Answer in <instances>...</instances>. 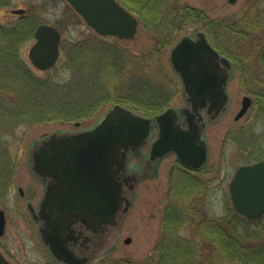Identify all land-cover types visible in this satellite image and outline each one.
<instances>
[{
	"label": "trees",
	"instance_id": "16d2710c",
	"mask_svg": "<svg viewBox=\"0 0 264 264\" xmlns=\"http://www.w3.org/2000/svg\"><path fill=\"white\" fill-rule=\"evenodd\" d=\"M119 1L138 15L151 35L154 55H161L187 25H199L215 47L233 60L245 93L254 97L259 120H264V0H249L236 14L215 20L180 0ZM8 5V0H0V7ZM35 23L30 13L10 24L0 23V196L7 193L16 171L8 137L15 136L21 126L82 123L114 103L158 114L177 93L166 92L164 84L153 81L147 72L148 56L133 55L119 38L107 42L110 37L94 31L83 40L62 44L65 58L61 66L55 65L56 73H35L21 53L34 39ZM59 25L63 27L62 22ZM157 61L164 72L163 60ZM60 67L69 70L63 78ZM245 134L232 130L230 135L246 147L247 161L262 159L264 138L258 141V152L250 151ZM180 166L179 176L171 178V198L150 255L143 262L106 255L98 264H264V215L244 216L233 206L231 196L223 215H207L202 203L205 181L196 176L197 170ZM184 229L190 234H184Z\"/></svg>",
	"mask_w": 264,
	"mask_h": 264
},
{
	"label": "water",
	"instance_id": "95a60500",
	"mask_svg": "<svg viewBox=\"0 0 264 264\" xmlns=\"http://www.w3.org/2000/svg\"><path fill=\"white\" fill-rule=\"evenodd\" d=\"M68 1L102 36L131 39L138 31L139 18L118 0ZM25 10L15 11L23 14ZM193 31L184 34L169 55L183 83L186 106H170L149 116L116 103L90 128L59 130L33 143L29 166L46 182V190L40 209H32V217L41 222L40 237L57 261L88 264L90 257L86 253L78 255L70 245L84 240L101 241L120 215L129 212L133 202L124 192L125 185L136 190L139 179L128 172V157L149 142L155 129L158 136L151 145L149 160L175 153L181 163L193 169L208 162L203 109L210 121L219 119L228 109V83L234 64L211 43L204 30L195 27ZM34 32L35 41L29 50L31 63L48 70L61 55L62 32L51 23L39 24ZM252 103L250 94L243 96L236 120ZM233 176L228 187L234 207L250 218L262 216L264 158L242 164ZM5 231V212L0 210V235ZM131 240L126 238L127 243ZM0 264L14 263L0 250Z\"/></svg>",
	"mask_w": 264,
	"mask_h": 264
},
{
	"label": "rangeland",
	"instance_id": "374dc122",
	"mask_svg": "<svg viewBox=\"0 0 264 264\" xmlns=\"http://www.w3.org/2000/svg\"><path fill=\"white\" fill-rule=\"evenodd\" d=\"M7 1V0H6ZM10 5L0 7V23L10 24L15 22L19 13L15 10L25 8L26 13L35 16V24L48 22L57 25L62 30L63 42L69 40H83L94 30L73 9L68 0H8ZM183 5L200 8L210 18H226L239 12L249 0H180ZM33 13V14H31ZM63 23V27L60 24ZM68 24V25H67ZM199 26V25H198ZM197 25H187L183 31L176 33L175 41L165 48L162 54H153L154 40L142 24L139 26L135 36L131 39H119L123 48L131 50L134 54L148 56L147 72L155 79V83L164 84L166 92L176 95L170 101L171 106H182L185 103L183 96V85L180 77L174 71L170 62V51L179 39L188 32H193ZM201 29V28H200ZM109 37V36H108ZM116 38H107V42H114ZM35 39L29 41L22 48V56L31 63L29 49ZM231 48L235 45L229 44ZM65 51L61 52L58 64L62 65ZM162 59L164 72L158 68L159 59ZM35 73L48 74L32 65ZM57 71L56 66L49 71ZM159 70V71H157ZM69 70L60 67V78L68 75ZM56 73V72H55ZM162 73V74H161ZM70 74V72H69ZM162 79V80H161ZM158 80V81H156ZM240 73L234 72L233 78L228 83L229 94L232 101L228 110L215 121H209L206 130V138L210 145V158L208 164L195 174L205 181V190L202 194L203 208L209 216H221L225 213L227 196H230L229 182L239 165L252 163L247 161L245 155L246 147H242L231 134L232 130L245 131L248 141V150L257 151L258 141L264 138V120H259L256 106L253 105L245 115L236 120V115L242 107V99L246 94L241 83ZM154 83V82H152ZM108 86V84H106ZM114 90L113 87H111ZM153 91V90H152ZM126 92V91H125ZM127 93V92H126ZM126 95V94H125ZM149 96L154 97L152 94ZM253 97V96H252ZM254 98V97H253ZM111 105L105 107L101 112L87 118L80 125L75 122L65 123H43L33 127L21 126L16 135L8 137L12 157L16 161V173L26 179L28 174V152L33 141L42 138L45 134L62 131H77L95 124L97 120L107 111ZM141 112V111H140ZM262 134V135H261ZM156 137L154 133L153 138ZM262 137V138H261ZM149 145L131 153L129 167L135 168L139 183L137 189L127 194L133 200V205L126 215H120L118 223L112 225L105 237L94 244L95 251L90 254L89 264H98L104 256L113 258H133L143 262L153 250L161 234L163 211L170 201L173 177L179 176L177 155L171 153L160 161L148 162ZM264 154V153H263ZM264 157V155H263ZM255 162V161H254ZM181 167V166H180ZM25 179L20 184L25 185ZM16 192H10L9 199H0V206L5 207L9 213L6 232L0 237V245L11 261L15 264H52L50 254L38 236L37 223L34 222L24 200L19 199ZM184 234H190L189 229H184ZM131 237V242L125 240Z\"/></svg>",
	"mask_w": 264,
	"mask_h": 264
},
{
	"label": "flooded vegetation",
	"instance_id": "af4514ba",
	"mask_svg": "<svg viewBox=\"0 0 264 264\" xmlns=\"http://www.w3.org/2000/svg\"><path fill=\"white\" fill-rule=\"evenodd\" d=\"M187 104H188L187 103V100L185 99V103L182 106H186ZM182 106H178V108H180ZM203 113L205 115H207L205 108L203 109ZM156 137H157V135H156ZM155 138H153V140ZM152 141L149 144L148 153H149V150L151 148ZM146 160H148V162H152V160H149V157H147ZM27 161H28V165H29V152H28V159H27ZM128 170L130 172H132V173H135V174L137 173L135 171V168L129 167ZM12 177H13V179H12V182H11L10 186H8L9 188H8L7 193L1 195L0 196V199H3L5 201H6V199H9L10 192L15 193L16 192V186H17L18 194H19V197H20L19 199L24 200V202H25V204L27 206V209H28V211H29V213L31 215L30 217H32L33 216L32 209H35L36 211H38L40 209V206L39 205H41V202H42L43 197H44L43 195L45 194L46 182L42 181L38 177V175L36 176L34 174V172L31 170L30 166H28V174H27V178L26 179L24 178V176L23 177H20V175H18L16 173V171H15V174ZM22 178L26 180L25 181V185L24 184H20V180H22ZM125 188H126V191L125 192L127 194L128 193L129 194L132 193V190L133 189L129 185H125ZM2 206L3 205L0 206V210H3L5 212L6 225H7V220H8L9 213H8L7 209L5 207H2ZM32 219L34 220L35 223H37L38 236L41 239L40 232H39V227H40V224L41 223H40V221H37L34 217H32ZM94 244L95 245L98 244V243H96V240H93V241H85L84 240L82 243L81 242L72 243L70 246L72 247V250L75 251L78 255H81L82 253H87V254L90 255L92 253V251H95V249H94L95 245ZM0 249L3 251V248L1 247V245H0ZM46 249H47V247H46ZM47 251L50 254V258H51V263L52 264H69V263H65V262H62L61 263V262L57 261L55 259V257H53V255L49 252L48 249H47ZM4 254H6V253L4 252ZM19 264H20V262H19Z\"/></svg>",
	"mask_w": 264,
	"mask_h": 264
}]
</instances>
